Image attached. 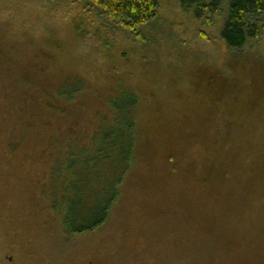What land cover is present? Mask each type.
Masks as SVG:
<instances>
[{
    "label": "trees",
    "instance_id": "16d2710c",
    "mask_svg": "<svg viewBox=\"0 0 264 264\" xmlns=\"http://www.w3.org/2000/svg\"><path fill=\"white\" fill-rule=\"evenodd\" d=\"M63 1L135 39L158 16V0ZM178 1L196 17L221 5ZM224 17L219 38L229 50L264 35V0H227ZM11 22L0 16L1 148L50 164L41 192L58 242L128 226L139 242L153 233L182 243L184 264H264V180L251 168L248 133L233 102L204 107L214 87L222 96L252 77L264 84V68H191L196 96L177 103L146 69L102 82L75 66L72 41L89 37L86 19L73 22L69 46L41 44Z\"/></svg>",
    "mask_w": 264,
    "mask_h": 264
},
{
    "label": "rangeland",
    "instance_id": "374dc122",
    "mask_svg": "<svg viewBox=\"0 0 264 264\" xmlns=\"http://www.w3.org/2000/svg\"><path fill=\"white\" fill-rule=\"evenodd\" d=\"M226 3L227 0H221L218 11H203L196 17L193 10L182 8L178 0H158V16L140 29L139 39L103 26L99 18L84 15L80 6L63 0H0V16L12 21L15 32L29 30L39 43L44 38L55 37L68 46L73 22L86 19L89 37L84 42L72 41L75 66L90 68L89 76L99 75L102 82L119 72L128 76L131 71L138 76L146 69L158 94L179 103L183 96H196L189 76L191 68H212L226 73L227 68H264V35L236 51L227 49L220 41ZM252 78L240 83L237 91L233 84L231 91L222 96L219 88L214 87L215 96L206 94L204 107L209 109L213 98L217 102L220 98L233 102L232 117L239 119L242 131L248 133L251 168L264 180V84L260 78ZM225 112L218 107L216 114L225 117ZM251 120L255 123L251 124ZM2 153L5 157H1ZM49 168L44 157L32 158L24 151L9 156L1 148L0 139V264H184L187 261L186 246L182 243L171 246L167 239H157L153 233L139 242L134 238L141 235L133 233L128 226L58 242L53 235L58 225L55 219L56 226L52 223L53 217L44 209L41 192Z\"/></svg>",
    "mask_w": 264,
    "mask_h": 264
}]
</instances>
